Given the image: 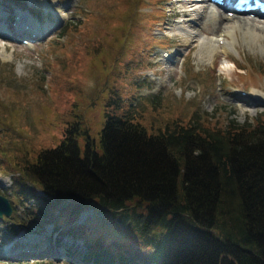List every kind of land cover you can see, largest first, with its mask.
<instances>
[{"label": "rangeland", "instance_id": "374dc122", "mask_svg": "<svg viewBox=\"0 0 264 264\" xmlns=\"http://www.w3.org/2000/svg\"><path fill=\"white\" fill-rule=\"evenodd\" d=\"M119 7L120 0H0V193L12 205L11 215L0 217V264H102L85 258V246L56 224H16L25 212L21 201L14 204V170L6 163L23 157L21 145L29 158L39 146L55 145L73 100L98 121L102 107L90 104H102L113 89L152 126L192 117L212 125L252 122L264 113V74L255 69L264 65L262 17L235 15L231 34L224 16L217 19L224 11L207 0L185 6L182 0H142L135 18L128 14V36L121 37L108 17ZM22 17L32 23L23 36L43 31L27 44L14 33L20 22L23 27ZM224 33L228 42L222 47L216 39ZM105 216L88 208L76 221L107 239L128 234ZM87 230L81 231L86 237ZM19 249L30 253L16 254ZM7 252L16 255L5 257Z\"/></svg>", "mask_w": 264, "mask_h": 264}, {"label": "trees", "instance_id": "16d2710c", "mask_svg": "<svg viewBox=\"0 0 264 264\" xmlns=\"http://www.w3.org/2000/svg\"><path fill=\"white\" fill-rule=\"evenodd\" d=\"M141 4L120 0L109 14L121 37ZM90 107H102L101 120L73 100L55 145L30 158L21 145L23 157H9L14 204L25 212L17 225L56 224L102 264H264V113L252 122L192 117L152 126L113 89ZM88 208L128 234L91 233L76 221Z\"/></svg>", "mask_w": 264, "mask_h": 264}, {"label": "bare ground", "instance_id": "6f19581e", "mask_svg": "<svg viewBox=\"0 0 264 264\" xmlns=\"http://www.w3.org/2000/svg\"><path fill=\"white\" fill-rule=\"evenodd\" d=\"M197 1L198 0H182V3L184 4V6H185V4H187V5H195L196 3H197ZM211 4V3H210ZM212 5V4H211ZM209 7V6H208ZM214 7V6H213ZM218 8V7H217ZM188 8H184L183 10V12H184V16H186L187 17V12H186V10H187ZM195 9H196V11H197V8H193V10L195 11ZM209 9H210V7H209ZM212 10V9H211ZM218 14H217V19L218 18H220L221 17V15H223L224 17H223V20H222V22H223V24L225 25L224 27L226 28V30H225V32H231V34H233V32L231 31L233 28H234V26H233V23L237 20V19H239V16H235V15H232L231 17H229L225 12H223V13H221V12H217ZM260 16V15H259ZM260 17H262L263 19H264V13L263 14H261V16ZM23 18V20H22V23H24V25H25V23H29V26H31V24L32 23H30V20L28 19V18H24V17H22ZM241 18H244V17H241ZM247 19H250V18H247ZM19 20V19H18ZM21 20V19H20ZM220 20V19H219ZM213 22V21H212ZM218 24V23H217ZM19 25H21V22L19 23ZM18 25V26H19ZM27 27L26 29H25V27H22V26H20V27H17L16 28V31L14 32V33H16V34H18V33H23V32H26V30L28 29V28H30V27ZM260 26V25H259ZM213 27V26H212ZM223 27V28H224ZM243 27V26H242ZM215 28V27H214ZM193 29H194V27H193ZM210 29V28H209ZM257 29V28H256ZM262 30V29H261ZM256 31V30H255ZM197 31L194 29V30H192L191 32H190V35L191 36H193V37H196L197 35H198V33L197 34H194V33H196ZM37 33L38 34H41V33H43V31L42 30H38L37 31ZM227 33H224V34H219L218 35V37H219V39L217 38L216 39V41L219 43V40L220 39H222V42H221V46L222 47H224L225 46V44L228 42V40L226 39V36H227ZM222 35V36H221ZM212 43H213V41H212ZM255 93H253V92H250V95H254ZM256 95V94H255ZM28 250H26V249H19L18 251H16V254L17 253H19V254H22V253H28L27 252ZM15 254V252H7V254L5 255V257H7V256H13V255H16Z\"/></svg>", "mask_w": 264, "mask_h": 264}, {"label": "water", "instance_id": "95a60500", "mask_svg": "<svg viewBox=\"0 0 264 264\" xmlns=\"http://www.w3.org/2000/svg\"><path fill=\"white\" fill-rule=\"evenodd\" d=\"M11 212L12 205L10 204L8 198L0 194V217H2L4 214L9 216Z\"/></svg>", "mask_w": 264, "mask_h": 264}]
</instances>
